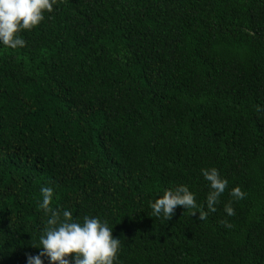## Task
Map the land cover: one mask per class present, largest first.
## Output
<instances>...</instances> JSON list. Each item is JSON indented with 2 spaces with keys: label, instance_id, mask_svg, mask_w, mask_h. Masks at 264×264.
I'll list each match as a JSON object with an SVG mask.
<instances>
[{
  "label": "trees",
  "instance_id": "16d2710c",
  "mask_svg": "<svg viewBox=\"0 0 264 264\" xmlns=\"http://www.w3.org/2000/svg\"><path fill=\"white\" fill-rule=\"evenodd\" d=\"M20 37L0 45V264L40 251L41 186L113 227L114 264H264V0H57ZM209 167L227 186L201 220ZM179 184L198 207L152 216Z\"/></svg>",
  "mask_w": 264,
  "mask_h": 264
},
{
  "label": "clouds",
  "instance_id": "9594fccd",
  "mask_svg": "<svg viewBox=\"0 0 264 264\" xmlns=\"http://www.w3.org/2000/svg\"><path fill=\"white\" fill-rule=\"evenodd\" d=\"M57 0H0V45L16 48L23 47L21 31L36 27L43 19L44 12H51ZM201 175L207 182L209 191L205 197L206 211L201 210V220L208 212L216 211L215 205L227 186L215 167L201 168ZM40 209L47 216L46 224L39 235L40 251L26 258V264H114L121 244L117 236L112 235L113 227L101 218L84 215L82 219L73 218L72 213L65 209L58 211L50 208L53 198L51 187L41 186ZM229 196L235 200L242 199L245 192L237 185L229 190ZM176 206L185 210L197 208L195 194L187 185L179 184L166 188L154 201H149L151 215L168 220L174 214ZM227 216L234 215L231 201L223 206ZM224 227L230 228L226 220L219 221ZM35 246V245H33ZM37 247V246H36ZM69 254L71 258L69 259Z\"/></svg>",
  "mask_w": 264,
  "mask_h": 264
}]
</instances>
